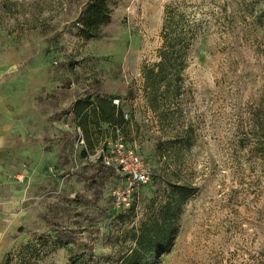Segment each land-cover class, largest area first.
I'll list each match as a JSON object with an SVG mask.
<instances>
[{"label": "rangeland", "instance_id": "374dc122", "mask_svg": "<svg viewBox=\"0 0 264 264\" xmlns=\"http://www.w3.org/2000/svg\"><path fill=\"white\" fill-rule=\"evenodd\" d=\"M89 1L0 0L11 209L0 264H128L176 184L189 193L176 234L141 264H264V0H108L111 18L88 38L78 28ZM168 12L196 36L180 94L155 111L143 69L160 60ZM98 96L127 122L91 120L88 140L73 105ZM128 151L150 177L123 199L126 177L96 167Z\"/></svg>", "mask_w": 264, "mask_h": 264}, {"label": "trees", "instance_id": "16d2710c", "mask_svg": "<svg viewBox=\"0 0 264 264\" xmlns=\"http://www.w3.org/2000/svg\"><path fill=\"white\" fill-rule=\"evenodd\" d=\"M174 14L168 12L164 25V45L160 49V60L143 69L146 100L155 111L159 110L163 102L170 103V96L174 100L180 94L183 87L185 50L196 36L194 27L184 26L177 14ZM110 18L108 0H90L80 17L78 32L88 38L100 37L103 26ZM73 109L88 140L91 120L97 124L108 123L113 127L127 122L122 107L104 96H98L95 100L90 97L78 98ZM96 173L104 178L121 176L114 166L105 163L96 167ZM188 195L184 186L176 184L173 187L172 195L164 201L160 214L145 220L134 235L135 246L125 256L128 264H141L149 257L165 252L176 234L177 212Z\"/></svg>", "mask_w": 264, "mask_h": 264}, {"label": "built area", "instance_id": "2783aa9c", "mask_svg": "<svg viewBox=\"0 0 264 264\" xmlns=\"http://www.w3.org/2000/svg\"><path fill=\"white\" fill-rule=\"evenodd\" d=\"M117 157L116 160L113 158L110 159L107 154H104L103 163L114 166L120 175L126 177L124 185L115 191L118 198L122 197L123 199H126L127 196L131 195L133 186L140 183H146L149 180L150 175L149 171L143 166L140 157L132 151H128L127 154L120 152ZM115 194V199L119 202Z\"/></svg>", "mask_w": 264, "mask_h": 264}, {"label": "crops", "instance_id": "0c3cea01", "mask_svg": "<svg viewBox=\"0 0 264 264\" xmlns=\"http://www.w3.org/2000/svg\"><path fill=\"white\" fill-rule=\"evenodd\" d=\"M6 135L3 132L2 128L0 127V228L2 226V221L4 217H6L11 209L9 208L10 198L2 195L3 188L2 186L7 181L6 177ZM4 187V186H3ZM1 235V233H0ZM1 240V237H0Z\"/></svg>", "mask_w": 264, "mask_h": 264}]
</instances>
